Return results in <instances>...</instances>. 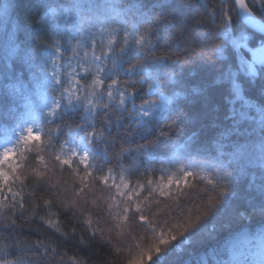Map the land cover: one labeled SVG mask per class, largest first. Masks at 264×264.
Wrapping results in <instances>:
<instances>
[{"label": "snow or ice", "instance_id": "obj_1", "mask_svg": "<svg viewBox=\"0 0 264 264\" xmlns=\"http://www.w3.org/2000/svg\"><path fill=\"white\" fill-rule=\"evenodd\" d=\"M186 246L264 264V0H0V264Z\"/></svg>", "mask_w": 264, "mask_h": 264}, {"label": "trees", "instance_id": "obj_2", "mask_svg": "<svg viewBox=\"0 0 264 264\" xmlns=\"http://www.w3.org/2000/svg\"><path fill=\"white\" fill-rule=\"evenodd\" d=\"M197 255H198V250L195 249L194 246H192V247L186 246L183 259L185 261H187L188 264H195V260H196ZM171 256H172V254L170 253L169 259H171Z\"/></svg>", "mask_w": 264, "mask_h": 264}]
</instances>
